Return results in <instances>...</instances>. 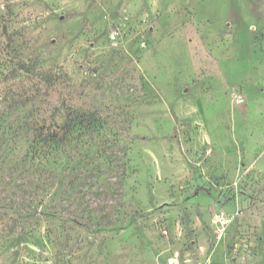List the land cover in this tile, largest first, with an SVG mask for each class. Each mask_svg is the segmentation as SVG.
Returning a JSON list of instances; mask_svg holds the SVG:
<instances>
[{
	"label": "rangeland",
	"instance_id": "rangeland-1",
	"mask_svg": "<svg viewBox=\"0 0 264 264\" xmlns=\"http://www.w3.org/2000/svg\"><path fill=\"white\" fill-rule=\"evenodd\" d=\"M0 264H264V0H0Z\"/></svg>",
	"mask_w": 264,
	"mask_h": 264
},
{
	"label": "trees",
	"instance_id": "trees-1",
	"mask_svg": "<svg viewBox=\"0 0 264 264\" xmlns=\"http://www.w3.org/2000/svg\"><path fill=\"white\" fill-rule=\"evenodd\" d=\"M5 33H7V30L5 29ZM5 50V53L8 54L9 52L7 51L6 52V49ZM21 64V63H20ZM26 67V64H21V69H24ZM61 87L58 85L57 82L53 81L52 82V90L49 91L48 93H46L45 95V101L44 103H42V105L40 106V110H39V113H38V117L39 116H49L50 115H55V109L60 106V105H63V103H66L67 106L72 109H70L71 111L73 112H77V108H79V106L81 108H83V106H81V104H79V102H85L86 98H87V94L84 93V91H80L75 85H72L70 86V89L68 90V94L67 95H62V94H56V91H58V88ZM63 99V101H62ZM29 100L28 98H25L24 100L21 99V98H17L16 101L17 103H14L15 105L17 104H25L27 103ZM91 108L88 109V111L92 112V114L94 115H97L98 114V111L99 108V103L97 102L96 99H91ZM83 105V104H82ZM79 112V111H78ZM82 112V111H81ZM80 112V113H81ZM84 112L81 113V115H78V118L77 120H79V122H81L82 119H84V115H83ZM79 125V124H78ZM54 135V134H53ZM53 212L57 213L58 210L56 209H53Z\"/></svg>",
	"mask_w": 264,
	"mask_h": 264
},
{
	"label": "built area",
	"instance_id": "built-area-1",
	"mask_svg": "<svg viewBox=\"0 0 264 264\" xmlns=\"http://www.w3.org/2000/svg\"><path fill=\"white\" fill-rule=\"evenodd\" d=\"M230 218L229 216L224 212H218L214 216V223H216L217 227L215 230L216 238H221L225 235L227 231V227L229 225Z\"/></svg>",
	"mask_w": 264,
	"mask_h": 264
}]
</instances>
